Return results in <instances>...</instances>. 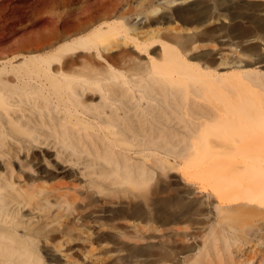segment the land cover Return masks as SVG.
<instances>
[{
  "label": "rangeland",
  "instance_id": "obj_1",
  "mask_svg": "<svg viewBox=\"0 0 264 264\" xmlns=\"http://www.w3.org/2000/svg\"><path fill=\"white\" fill-rule=\"evenodd\" d=\"M60 1L40 12L39 2H19L29 10L4 16L27 19L10 25L14 32L0 21L7 28L0 29V67L54 52L99 26L111 40L127 35V46L113 48L123 60L90 55L94 67L119 74L97 87L108 84L125 115L118 125L99 124L74 112L83 110L74 96L10 97L25 103L9 105L8 117L23 115L40 132L24 127L27 147L0 152V178L12 172L21 188L26 173L47 187L65 183L49 203L23 211L25 219L49 214L52 238L35 239L41 264H264V0ZM135 7L142 13L129 21L143 20L137 34L125 25ZM150 29L159 30V46L138 48ZM52 30L60 39L31 41ZM95 96L85 104H99L100 91ZM58 117L64 119L55 126ZM151 141L159 146L132 154L131 180L115 183L129 170L113 163L117 145L137 151ZM60 192L76 198L59 203ZM74 220L86 226L65 234Z\"/></svg>",
  "mask_w": 264,
  "mask_h": 264
},
{
  "label": "bare ground",
  "instance_id": "obj_2",
  "mask_svg": "<svg viewBox=\"0 0 264 264\" xmlns=\"http://www.w3.org/2000/svg\"><path fill=\"white\" fill-rule=\"evenodd\" d=\"M29 0H0V21L9 25L11 32H14L13 29L16 23H19L25 19L26 16L20 15L15 18H4L5 15L19 13L28 11L26 7L30 5H20L19 2H27ZM39 2L43 8L35 10L37 12L42 11L49 7H58L61 4L60 0H34ZM172 2H177L176 0H171ZM149 13L155 11V9H149ZM142 11L137 10V8H129L125 12L126 15V30L132 31V33L137 34L138 24L143 22L139 21L140 19L130 23L129 19L132 15L139 16ZM145 21L150 18V15L146 12ZM123 13H120L118 17H122ZM132 21V20H131ZM4 25V24H3ZM11 25V26H10ZM1 26V25H0ZM6 28V25L3 26ZM0 28V29H3ZM7 29V28H6ZM5 29V30H6ZM82 30L79 29V32ZM106 30L103 26H99L92 30L86 36L77 37L70 42L59 46L54 52L47 53L43 56H36L33 58L25 59L20 64H14L10 67H0V107L4 110V113L0 112V152L7 153L12 148L13 150L18 151L21 148L25 149L27 147V139L20 137L21 135L28 134L24 127L31 129L36 133L40 132L39 129L30 124V120L24 119L22 116H11L8 117L9 105H22L25 103L24 100L19 102H10V97L14 94H28V93H41L45 92L53 94L58 101L70 100V96H74L76 100L80 103L83 110L77 108H72L74 112H79L82 114V118L85 120H95L97 123L104 122L109 119L113 120V125H118L122 122V117L125 115V111L121 112L122 107L118 105H113L111 99L112 89H108L109 85L104 84L103 90L97 87V84L105 81L115 80L119 74L113 70L112 66L110 67H94L95 59L92 55L94 52L99 54L109 53L107 58L111 62H117V60H123L126 55L121 53L113 52L114 47H120L121 45L127 46L129 38L127 35L122 36L120 42L119 40H111L106 34ZM2 31V30H1ZM159 35V30L150 29L147 31V36L141 38L140 42H136L138 48H148L154 43V46H159L156 42V38ZM61 34L56 30H52L46 36L36 37L33 42L40 44L41 42H53L54 40L60 39ZM137 39V38H136ZM130 47H128L129 49ZM126 50V49H125ZM154 50V48H153ZM80 66V68H78ZM41 71V72H39ZM23 84L22 87L15 85L9 81L10 76ZM16 81V82H17ZM29 87L28 91L26 87ZM52 86L53 90L49 92V87ZM106 87V88H104ZM23 88V89H22ZM25 88V89H24ZM32 88V89H31ZM24 90V93H23ZM100 91L99 104H85L88 100H91L95 96L96 92ZM120 95V91H119ZM46 97V94H45ZM66 109H70L68 105H64ZM43 108L50 110V101L47 100ZM52 109H55V105L52 106ZM14 111V110H13ZM123 113V114H122ZM132 117V116H131ZM51 120H55V117H50ZM57 119V118H56ZM64 117H58L55 126L61 123ZM47 120H41V125H46ZM100 124V123H99ZM121 126V124H119ZM51 127V131L54 132V127ZM8 137L15 138L16 141L20 143V146L11 141ZM35 138L38 136L35 134ZM33 138L34 140H36ZM31 141H28L30 143ZM159 146L155 141H151L146 144V148L143 150H130L124 144H118V149L116 150L117 159L113 163H128L127 175L121 176V179H116L115 183H121L123 181H130L132 177L130 171H134V166L129 163L131 162L132 154L144 155L142 154L145 150L152 149L153 146ZM21 152V151H19ZM131 153V154H130ZM137 161V160H136ZM25 165H18L20 172H24ZM143 172V169H141ZM128 172L130 174H128ZM25 174V173H24ZM27 181H23L25 188L23 186H16L15 181L11 180L13 174L9 173V179L0 178V264H41L40 256L36 253V240L44 237L45 240L51 239V236H48L49 232H52L49 229L50 222L48 212H45L43 215H40L35 219L27 218L25 219V213H23L25 205L40 206L41 202L49 203V196L57 191V188H60L61 185H64V182H59L53 186L47 187L44 184L36 182L33 175L26 173ZM143 173H140L142 176ZM138 178V176H137ZM143 178V177H142ZM145 180V178H144ZM135 184L137 181L135 180ZM22 189V190H21ZM59 203H68L75 200L76 196L67 194L63 192L58 195ZM81 219H83L81 217ZM79 222L73 221L70 222V226L65 224V229L63 232L69 233L71 227ZM80 229H83L86 225L84 222H80ZM56 250L57 246H53ZM54 254L52 251L47 253L48 257H52Z\"/></svg>",
  "mask_w": 264,
  "mask_h": 264
}]
</instances>
